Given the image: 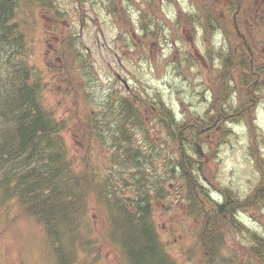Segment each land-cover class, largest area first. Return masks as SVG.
Masks as SVG:
<instances>
[{
  "label": "rangeland",
  "instance_id": "1",
  "mask_svg": "<svg viewBox=\"0 0 264 264\" xmlns=\"http://www.w3.org/2000/svg\"><path fill=\"white\" fill-rule=\"evenodd\" d=\"M101 1L18 0L12 21L42 105L63 124L64 163L80 176L79 192L90 187L62 240L74 245L73 264H126L109 237L112 190L123 207L148 205V198L157 237L176 264H207L209 238L215 264H264V41L256 44L255 34L239 27L252 47L246 49L237 18L220 15L222 0L207 12L179 0L180 16L176 3H166L164 14L161 0H126L132 17L144 11V31L117 40L131 21L121 0H103L111 15ZM261 31L256 39L264 40ZM125 37H142L145 46L127 47ZM6 77L0 68L5 88ZM53 247L45 226L17 197L3 198L0 187V264H59Z\"/></svg>",
  "mask_w": 264,
  "mask_h": 264
},
{
  "label": "trees",
  "instance_id": "2",
  "mask_svg": "<svg viewBox=\"0 0 264 264\" xmlns=\"http://www.w3.org/2000/svg\"><path fill=\"white\" fill-rule=\"evenodd\" d=\"M17 2L0 0V68H4L7 75L6 88L0 80V91H3L0 95V187L4 198L17 197L27 214L45 226L54 251L53 246H57L55 254L59 264H73L74 245L70 240L64 243L62 240L68 234L69 219L76 217L80 206H86L90 187L79 192L80 176L74 173L70 161H67L69 168L64 163L65 151L62 138L58 137L63 124L56 122L43 107L40 84L32 79L33 71L24 52V36L12 22ZM165 110L163 112L171 114ZM119 151L124 154L122 147ZM141 156L138 155L137 164ZM109 196L115 200L105 203L111 217L110 239L122 251L126 264H176L166 255L157 237L148 198V205L123 207L126 203L116 201L115 190ZM114 204L119 205L123 221ZM221 213H225L222 207ZM139 227L142 232H138ZM211 238L217 245L213 234ZM208 241L211 239L203 242L207 264H215V250ZM68 243L72 251L65 253ZM260 244L264 247L263 240Z\"/></svg>",
  "mask_w": 264,
  "mask_h": 264
},
{
  "label": "flooded vegetation",
  "instance_id": "3",
  "mask_svg": "<svg viewBox=\"0 0 264 264\" xmlns=\"http://www.w3.org/2000/svg\"><path fill=\"white\" fill-rule=\"evenodd\" d=\"M195 1L196 2L194 3L193 8L195 7L194 9L197 12H198V6H200V5H202L205 12H207V9H209V7H211L215 2H217V1L220 2L221 0H217V1L216 0H195ZM103 2H105V1H103ZM175 2L177 3V6H178V8H177L178 13L181 14L182 13V10H181L182 1L175 0ZM240 2H242L244 5L242 6L240 4ZM251 2L253 3V0H251ZM222 4H223V8H222V12L220 14L222 17L223 16L228 17V15L230 14V16L232 18H237L238 28L239 27H246L247 29H244L245 33L255 34L254 35V38H255L254 41L256 42V44H257V42L261 43L264 41L262 39H256L259 35V31L262 30L261 31L262 34L264 32V21H260L263 23L261 30H259L261 27V24H259V23L255 24V21H259L263 18L262 15H264V0H255L253 3V6H250V4H248V2L246 0H222ZM253 7H254V11L252 12L253 16L251 18H249L248 20L245 19L242 21V16H244L246 14V12L251 10ZM107 9L109 10V7H107ZM237 9H239V10L236 11ZM195 10H194V12L196 13ZM192 22L195 24L194 21H192ZM183 29H184V27H183ZM244 32L241 31V33L244 36L243 40H245V41H243L241 39L242 43L246 49L252 50V47L250 46V42L247 39V36ZM126 33H128V32H126ZM133 35H135L134 32H133ZM134 38H135V36H134ZM134 38L132 40H134ZM141 41H142V43H140ZM251 42H252V40H251ZM126 45L129 46V45H131V43H127ZM137 45L139 46V48H141V45L145 46L142 39H139V42L137 43ZM261 67H262V64H258L256 66V68L255 67H253V68H254V70H256V69L261 70V69H259ZM260 74H262V73H260ZM126 88H128V87L126 86Z\"/></svg>",
  "mask_w": 264,
  "mask_h": 264
},
{
  "label": "bare ground",
  "instance_id": "4",
  "mask_svg": "<svg viewBox=\"0 0 264 264\" xmlns=\"http://www.w3.org/2000/svg\"><path fill=\"white\" fill-rule=\"evenodd\" d=\"M3 4V3H2ZM24 81V80H23ZM1 85V84H0ZM1 88V87H0ZM35 91V90H34ZM33 94V93H32ZM117 101V100H116ZM118 103V102H117ZM124 105V104H123ZM128 109V108H127ZM125 110V109H124ZM122 114H123V112H122ZM15 118V117H14ZM118 122V121H117ZM258 240V239H257ZM264 241V240H263ZM264 253V252H263Z\"/></svg>",
  "mask_w": 264,
  "mask_h": 264
}]
</instances>
